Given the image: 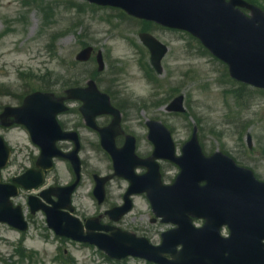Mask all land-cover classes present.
I'll return each mask as SVG.
<instances>
[{
	"label": "rangeland",
	"instance_id": "1",
	"mask_svg": "<svg viewBox=\"0 0 264 264\" xmlns=\"http://www.w3.org/2000/svg\"><path fill=\"white\" fill-rule=\"evenodd\" d=\"M253 1L264 9V0ZM109 19L119 27L114 28ZM141 25L118 10L90 5L86 0H0V92L2 88L13 92L0 95V113L6 106L18 105L19 96L33 88L50 86L53 76L64 73L62 63L74 61L81 49L94 46L105 55L101 87L117 89L114 96L128 112L124 126L131 130L129 133L146 140V121L160 120L170 128L177 146L181 147L197 127L199 141L208 153L220 149L264 180V91L249 86L241 90L231 81L227 67L196 39L187 33L153 25L149 26L151 34L169 46L163 62L165 72L157 76L143 58L145 49L137 38ZM90 68L94 65H87L83 71ZM179 94L185 96L187 113L168 114L165 106ZM66 119L70 121L69 127H82L76 113ZM81 132L89 142L95 143V136L88 134L86 128ZM0 134L13 148L11 166L5 173L9 178L21 165L29 166L35 149L24 128H0ZM249 135L252 151L247 145ZM88 148H92L90 143ZM88 153L86 160L94 165V171L107 172L105 157L94 150ZM58 168L59 179L68 180L64 164ZM166 168L171 175L176 173L174 168ZM88 178L84 175L85 184L89 183ZM87 187L81 191L86 192ZM23 202L16 200L17 204ZM85 210L89 211L86 207ZM148 215L146 202H139L130 215L128 228L142 233L135 227L134 217L137 222L147 221ZM28 219L30 229L25 238L0 224V264H61L59 254H66L65 259L73 256L74 264H116L96 248L57 238L48 229L42 213ZM152 228L158 234L166 227ZM158 239L157 235L152 241ZM23 241L36 254L23 258L19 252ZM122 264L149 263L128 258Z\"/></svg>",
	"mask_w": 264,
	"mask_h": 264
},
{
	"label": "water",
	"instance_id": "2",
	"mask_svg": "<svg viewBox=\"0 0 264 264\" xmlns=\"http://www.w3.org/2000/svg\"><path fill=\"white\" fill-rule=\"evenodd\" d=\"M90 1L102 5L120 6L134 16L152 19L169 27L189 30L229 64L233 77L264 88V14L259 9L248 6L253 10V16L248 18L235 9L236 6H246L240 0H231L230 3H226L224 0ZM146 43L152 50L154 44H157L151 38ZM88 53L89 50L84 52V59ZM92 92L95 96L97 95L94 91ZM73 95L81 97L82 93L80 90H75ZM182 100L179 98L171 106V110L183 111ZM87 102L89 103V99ZM57 103L49 95L35 94L26 100L23 108L7 109L6 111L15 116L18 123L27 125L35 139L41 141L44 151L40 165L43 169L49 168L51 158L57 155L53 143L58 138L53 135L47 137L42 132L44 128L52 127L51 133L54 129L58 134L60 133L55 127L54 121L55 115L59 111ZM84 109V113L91 115V118L112 111L107 103L98 106L87 104ZM151 138L158 147L159 157H172L173 148L170 144L169 133L163 127L153 125ZM165 145L169 147V151L166 149L164 152ZM185 153L198 156L193 165L185 164L184 174L173 187L168 188L165 195H157L156 199L152 198L155 207L162 204L163 210H171V204L175 202L181 188L190 191L197 188V182L195 183L193 180L191 183L187 179L188 170L194 169L195 174L200 176L199 180H203L206 177L202 176V167L204 164H209L211 165L209 171L214 169L209 186L217 196L226 197L231 202L226 213L222 212L215 216L216 221L226 222L230 226L232 230L230 239H221L217 231L205 240L206 236L203 233L192 235L186 230H177L165 234L163 246L154 249L144 240H138L133 236L119 232H113L110 237H105L106 239L102 237L83 238L79 235L81 232L79 226H76L73 232L61 228V223L69 220V217H62L52 212H48L50 226L59 234L96 243L114 256L134 255L162 264H264V245L262 243L264 239V185L258 184L250 173L237 169L227 160L223 162V166H220L219 161L223 159L219 154L211 159L202 158L195 139L186 146ZM8 157L9 151L0 138V170L5 166ZM41 171L37 173L31 171L26 174L36 181L34 184L29 185L26 182L22 184L29 189L39 186L42 182ZM139 181L136 179L135 184L138 185ZM144 185H148V183L145 182ZM224 185L230 187V194ZM240 185L245 189L241 204L239 200ZM15 195L17 192L14 187L2 185L0 182V222H8L25 231L27 224L23 221L20 208L13 209L9 200L11 196ZM234 200H238L239 206L238 203L233 204ZM230 210H232L231 215L228 214ZM165 221L179 223L174 216L166 217ZM178 245H183L181 252L175 251ZM163 254L172 255L175 261L166 262L163 259Z\"/></svg>",
	"mask_w": 264,
	"mask_h": 264
},
{
	"label": "flooded vegetation",
	"instance_id": "3",
	"mask_svg": "<svg viewBox=\"0 0 264 264\" xmlns=\"http://www.w3.org/2000/svg\"><path fill=\"white\" fill-rule=\"evenodd\" d=\"M65 91L66 90H63V94L62 95H64V93H66ZM62 95H59V96H62ZM63 116H65V115L59 116V120H60L59 122H60L62 128L64 130H67V131L76 130V129L79 131V133L81 134V136H80L81 150L80 151H81V153H85L86 150L88 149V144L89 143L86 140H84L86 138H84L82 136V133L80 131V127L73 126V127L69 128V124L68 123H70V122L68 120H66V119H63ZM59 146H60V149H62L63 151L70 152V151H72L75 148V143H73V141H65V142H60ZM91 169H92V166L90 164H87V166L84 167V169H83V174L84 173L90 174ZM53 183H54L53 186H58L57 181H55ZM92 184H93V181H91L88 184H85V181L83 180V182H82V180H81L80 183L78 184V188H77V190L75 192V197L78 198V199L81 197V190H82L81 186H90L91 187ZM79 210H80V208H79Z\"/></svg>",
	"mask_w": 264,
	"mask_h": 264
}]
</instances>
